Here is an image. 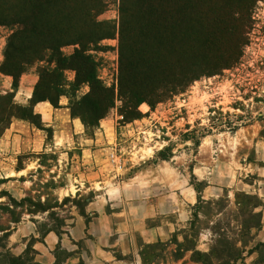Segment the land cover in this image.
<instances>
[{"label": "rangeland", "instance_id": "obj_1", "mask_svg": "<svg viewBox=\"0 0 264 264\" xmlns=\"http://www.w3.org/2000/svg\"><path fill=\"white\" fill-rule=\"evenodd\" d=\"M120 2L108 0L98 17L116 25L115 37L103 40L106 51H93L108 86L118 83ZM12 31L0 26V66ZM75 47L63 50L70 54ZM242 49L232 68L196 80L186 93L155 109L144 103L148 105L140 107L144 115L132 122H121L117 101L100 125L86 132L90 144L85 146L93 151L85 158L82 139L76 140L68 156L49 148L52 136L45 152L0 153V244L9 243V233L2 230L24 218L36 224L37 240H43L49 230L63 236L74 216L85 210L87 221L107 216L115 220L116 229L125 227L135 250L124 255L115 247L114 257L136 264L141 242H165L176 231L183 241L193 207L202 196L227 201L222 213L216 207L211 219L202 216L211 228L202 230L197 248L208 251L212 227H221L239 246L246 241L247 252L257 249L246 253L239 264H264V0L253 6L248 41ZM39 66L25 73L30 75L24 82L26 90L32 75L39 77ZM66 75L75 79L73 71ZM12 83L13 78L0 71V137L13 119L5 111L7 102L22 105L17 101L20 86L14 90ZM243 194L253 196L256 205L245 213L237 204V195ZM91 205L100 212L88 214ZM244 221L252 225L250 230L243 228ZM116 237L117 233L112 243ZM78 244L82 250L83 242ZM62 252L55 251L61 264L68 258Z\"/></svg>", "mask_w": 264, "mask_h": 264}, {"label": "trees", "instance_id": "obj_2", "mask_svg": "<svg viewBox=\"0 0 264 264\" xmlns=\"http://www.w3.org/2000/svg\"><path fill=\"white\" fill-rule=\"evenodd\" d=\"M258 1L121 0L118 83L108 86L101 79V63L93 53L106 51L108 46L102 45L103 40L115 37L117 32L112 21L98 19L108 0H0V26L13 30L0 71L13 78L12 87L17 90L23 74L40 64L30 104L19 105L11 100L5 111L12 118L42 128L33 104L49 101L60 107L61 97L67 96L72 116L82 120L86 132L95 130L117 101L121 102V122L139 119L144 115L140 110L144 103L155 109L159 103L186 93L196 80L238 63L242 46L248 41L252 9ZM69 45L76 47L67 54L63 48ZM68 71L75 72L73 81L68 79ZM84 86L89 91L82 92ZM47 131L51 138L52 130ZM226 201L199 196L183 241L176 231L165 242H141L142 264H178L182 259V264L243 262L246 253L257 249L247 252L246 241L239 246L221 227H212L214 237L208 251L197 248L202 230L210 227V221L202 216L211 219L216 207L222 213ZM253 203V196L237 195V204L244 213ZM82 214L87 216L85 210ZM243 225L245 230L252 227L248 221ZM56 233L62 237V233ZM35 240L32 238L19 256L10 250L0 251V264H42L36 261ZM5 247L0 244V248ZM189 252L190 258L185 259ZM62 253L71 255L64 250ZM58 258L55 264H61Z\"/></svg>", "mask_w": 264, "mask_h": 264}, {"label": "crops", "instance_id": "obj_3", "mask_svg": "<svg viewBox=\"0 0 264 264\" xmlns=\"http://www.w3.org/2000/svg\"><path fill=\"white\" fill-rule=\"evenodd\" d=\"M32 76V85L27 90L24 82L30 75L24 74L21 78V92L17 95V101L22 105L30 104L34 87L39 80L37 75ZM68 105V98L65 96L60 99V107H54L49 101L34 103L33 111L39 115L43 123L42 128L36 127L27 120L13 117L8 128L0 137V153L45 152L48 148L47 129H51L52 144L49 145L50 149H58L62 154L66 152L68 156H72L76 140L82 139V157L85 158L87 153L93 151L92 148L85 146V143L86 145L90 144V140L86 137V127L79 117L72 116ZM99 130L102 131L101 128ZM88 207H90L87 208L88 214L93 215L94 211L100 212L92 205ZM106 217H93L91 221H87L83 215H76L61 238L55 231H50L43 240H37L39 232L36 224L24 218L19 222L11 223V226L2 230L4 233H9V243L4 249L10 250L17 256L22 255L30 240L36 238L33 243V248L37 251L36 261L42 264L57 262L55 251L58 247L62 251L71 253L62 264H127L114 257L113 248L117 247L125 255L132 249L135 250L134 245H132L125 227H119L121 226L119 225L116 229L115 220L112 222V218ZM126 222H123V225ZM116 233V242L112 243L111 238ZM81 241L84 244L82 250L78 244ZM136 264H141L140 257Z\"/></svg>", "mask_w": 264, "mask_h": 264}, {"label": "bare ground", "instance_id": "obj_4", "mask_svg": "<svg viewBox=\"0 0 264 264\" xmlns=\"http://www.w3.org/2000/svg\"><path fill=\"white\" fill-rule=\"evenodd\" d=\"M141 107H148V105L147 104H143Z\"/></svg>", "mask_w": 264, "mask_h": 264}]
</instances>
